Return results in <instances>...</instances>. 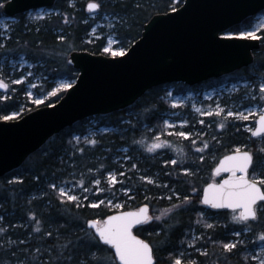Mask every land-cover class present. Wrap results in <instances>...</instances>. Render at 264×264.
Listing matches in <instances>:
<instances>
[{
	"label": "trees",
	"instance_id": "16d2710c",
	"mask_svg": "<svg viewBox=\"0 0 264 264\" xmlns=\"http://www.w3.org/2000/svg\"><path fill=\"white\" fill-rule=\"evenodd\" d=\"M182 2L183 0H103L99 15L91 17L86 0H56L51 7L55 11L43 17L33 18L28 15L29 12L20 13L15 16L16 21L8 29H0V61L6 60L0 74L10 81L23 76V70L11 72L8 60L25 56L34 64L36 73L43 71L41 85L36 87L38 92L51 90L54 81L63 76L75 81L79 71L68 62L71 51L88 50L108 54L104 48L109 33H114L129 48L141 36L144 24L154 14L177 8ZM103 13H109L115 18L113 26L100 27L99 36L91 37L90 31ZM253 18L254 16L248 17L228 31L251 28ZM259 34L264 36V29ZM61 35L66 39L60 40ZM254 53L252 64L234 72L210 78L194 86L182 82L160 84L147 90L136 102L124 109L77 121L50 137L20 167L1 177L0 217L3 219L0 220V228L6 229V232L0 233V241L7 239L9 244L0 242V264H14L13 257L23 259L35 247L42 250L53 246L59 248L64 243L61 237L71 239L82 236V229L87 228V220H104L114 212L136 209L145 203L150 205L153 217L159 216L157 213L160 209L166 215L158 220L153 219L143 228L135 227L136 234L153 245L156 264H173V259L179 256L184 261L196 259L200 264H225L226 260L228 264H256L251 259L245 260L244 256L257 247L264 222H252L251 227L246 230L243 222L232 219L234 212L215 210L200 201L203 186L214 178L212 171L215 164L221 156L236 147L250 149L256 163L264 165L262 136L254 137L245 128V122L234 119L228 120L225 128L221 129L217 126L218 119L215 116L204 117V124L196 125L200 129L199 136L183 140L166 134L163 128L165 118L180 108L172 107L166 99L170 86L174 87L175 92L184 93L188 90L200 92L223 82H248L249 85L242 86L234 93V97L245 94L251 85L258 89L260 80L264 78V38L261 48ZM27 83L28 81L11 83L7 100L2 98L5 91L0 92V117L21 108L23 115L39 105L52 104L66 91L52 95L44 103L36 105L29 100ZM91 120L95 121V130L92 132ZM101 128L106 130L101 131ZM185 128L192 132L195 126ZM158 135L169 140L170 144L149 151V146ZM194 138L198 139L195 145L192 143ZM92 139L97 141L95 145L89 143ZM204 140H207L208 148L201 153L199 148ZM173 145L183 150L179 158ZM200 155L204 156L203 160L199 159ZM172 159H177V164H171ZM181 160L193 168L194 176L179 170ZM109 171L118 174V182L114 186L108 183ZM144 176L152 177L156 182L144 180ZM15 177H23V181L14 183ZM81 179L85 181L83 188H91L92 192H83V188L79 187ZM94 179H100L101 184H92ZM53 183L57 187L76 185L77 192L87 195L88 200L81 199L80 208H76L73 201L62 202L57 189L51 187ZM191 183L200 190L199 195L191 192ZM124 187H129L132 191L125 193L122 191ZM96 188L110 191L96 192ZM188 195L192 196V202L181 204ZM97 198L105 202L99 207H91V202ZM111 199L113 201L109 205L107 200ZM114 203L123 204V208L114 207ZM178 204L181 207L173 208V205ZM32 212L36 213L35 218L30 215ZM36 221L40 222L39 231ZM207 225L213 227L209 228ZM88 230L91 233L92 230ZM236 231L241 232V237H235ZM47 232H52L53 235L49 237ZM58 232L60 235H57ZM193 234L199 238L195 239L193 246H189ZM235 238L243 239L244 244L238 245L231 254L222 253L220 242L226 243ZM12 241L18 243L13 244ZM106 248L111 249L108 246ZM202 248L208 249V256L198 251ZM112 253L111 249L99 254L110 258ZM44 259L46 257H42ZM105 264H108L107 260ZM110 264H116V260H111Z\"/></svg>",
	"mask_w": 264,
	"mask_h": 264
},
{
	"label": "water",
	"instance_id": "95a60500",
	"mask_svg": "<svg viewBox=\"0 0 264 264\" xmlns=\"http://www.w3.org/2000/svg\"><path fill=\"white\" fill-rule=\"evenodd\" d=\"M55 2L7 0L1 8V17L10 18L34 9L52 7ZM175 9L154 14L144 24L141 36L123 56L88 50L71 51L68 62L79 74L59 100L40 105L15 119H0V178L20 167L54 134L77 121L124 109L154 86L176 82L195 85L253 63L254 52L261 48V39L224 38L221 33L263 11L264 0H183ZM255 127H258V117ZM234 151L218 160L213 174L223 176L204 185L201 200L208 184L220 185L232 176L228 171L218 174L216 168L224 156ZM206 206L234 212L226 207ZM133 234L147 240L136 234L135 227Z\"/></svg>",
	"mask_w": 264,
	"mask_h": 264
},
{
	"label": "snow or ice",
	"instance_id": "6c2138e0",
	"mask_svg": "<svg viewBox=\"0 0 264 264\" xmlns=\"http://www.w3.org/2000/svg\"><path fill=\"white\" fill-rule=\"evenodd\" d=\"M71 2V0H70ZM7 3V0H0V8L4 7ZM103 0H91L87 4V8L90 12H95L96 10L102 9ZM173 11L176 9L173 8ZM67 18L65 19V23H67ZM4 28H7L8 25L4 24ZM252 27V30H233V31H222L221 35L224 38H241V39H255L260 40L264 38L262 35H258V33L264 29V21L259 22L255 26ZM97 29L93 28L92 33L95 35ZM60 40H65L66 38L61 35L59 37ZM112 37H108V47L105 48L106 52H110L111 55L123 56L127 51L126 48H119L118 50H113L111 45L113 44ZM27 63V61H24ZM23 67V65H21ZM27 75H32V73H28ZM27 79V76H21L19 79L12 81V83L20 84L23 83ZM9 82L3 78V75L0 74V89L7 90L9 88ZM35 85H33L34 87ZM71 84H61L60 88H70ZM259 92L257 93L259 104L254 103L252 100V94L249 93L246 99H248L251 107L264 106V83H260L258 85ZM57 88L54 90L59 91ZM54 94V93H51ZM27 95L31 96L32 93L28 92ZM3 99L7 100L8 96L5 94ZM35 103H41L40 99H36ZM172 103L174 105L181 103V101L173 100ZM251 107L245 109L244 111H231L227 112V117H233L235 119L247 120L252 116ZM197 111H201L197 109ZM247 113V114H246ZM205 116H211L213 114L224 116L225 110L219 104L215 106V109L212 111H203L202 113ZM17 113H12V115H5L0 117L3 120H10L15 117ZM181 124L187 125L189 123L188 120H181ZM201 124L204 123L203 120L200 121ZM225 123L222 121L219 124L221 129L225 128ZM246 127H248L246 125ZM248 130L253 132L254 135L260 136L264 133V111L258 113V127H248ZM161 135H163V131H161ZM179 137L188 138L193 135L199 136V133H193L191 131H179L176 133ZM79 140V137L76 138ZM90 144L95 145L97 141L92 139L89 141ZM195 145V141H192ZM169 140H163L155 142L149 146V151H155L157 148H161L165 145H169ZM175 147V150L179 155L182 153V148ZM208 148L207 140L202 141V146L199 148V152H204V150ZM82 152L83 149H80ZM125 159H130L129 157H125ZM200 160L204 159L203 155L199 156ZM165 163H169V161H165ZM171 164H177V159H172L170 161ZM103 167V165L101 166ZM136 167V165H133ZM179 170L189 174L191 176L195 175L192 167H189L181 160V164L178 166ZM252 169V176L249 178V169ZM221 171H228L232 173V176L229 179H225L223 184L217 185L216 183L208 184L207 188L203 190V198L200 201L205 205H210L213 208H230L233 209L234 215L232 219L237 222H243L245 224V229L247 230L251 227L252 222H264V165H258L255 161L254 154L251 150L241 151L240 148H237L231 155H226L223 158V161L220 162V165L216 168V172L219 174ZM239 172L241 175L237 176L236 173ZM117 173L109 171L107 173L108 183L110 185H115L118 182ZM119 175H124L123 173H119ZM39 179V177H37ZM144 180H151L153 183L156 181L152 179V177L144 176ZM23 177H15L13 182H22ZM85 181L81 179L79 181V187L83 188ZM94 185H100V179H94L91 181ZM52 188L57 189L59 193V199L62 202L73 201L75 202V207H81V199L87 201V195H76L71 192V189H66V187H57L55 183L51 185ZM73 187H77L73 185ZM96 192H106L110 191V189L105 188H96ZM123 192L128 193L131 192L132 189L129 187H124L122 189ZM199 191L194 183H191V192L199 195ZM83 192H92L91 188H83ZM176 195H179V192H176ZM147 198V197H146ZM107 199V197H105ZM105 200H101L97 198L96 200L91 202V207L96 208L103 204ZM192 202V196L188 195L183 198L181 204H190ZM109 205L112 204L111 200H107ZM181 204L173 205V208L181 207ZM120 208H123V204L118 205ZM30 215L35 218L36 213L32 212ZM200 215H204V213H200ZM3 217H0L2 220ZM154 217L149 214V205L147 203L143 204L141 207L137 208L135 211H120L117 214L107 216L105 220H101L99 218L87 220V228L82 229V236H74L69 239L67 237H61L64 239V243L59 245V248L53 246L52 248H46L42 250L40 247H35L30 250V254L26 253L23 259L18 257H13L14 264H105L106 260L108 264H110L111 260H116V264H156V257L153 255V245L150 244L147 240L141 239L139 236L133 234V228L139 226V228H143L148 225L150 221H153ZM158 219V217H157ZM37 223V231H39V221ZM207 227L212 228L213 225H207ZM138 228V230H139ZM91 229V233L89 230ZM6 229L0 228V233H5ZM47 236L51 237L53 235L52 232H47ZM57 235H60L59 232ZM235 237H241V232L236 231L234 233ZM259 240L264 241V230L259 232L258 236ZM203 239V236H201ZM3 244H9L7 239H3ZM103 242V243H101ZM11 243L16 244L18 241H12ZM195 243V240H193ZM213 243H216L213 241ZM221 244V252L231 254L233 249H237L238 245H243V239H233L228 242H220ZM106 246H111L114 248V253L110 258L101 256L99 253L103 251H111V249H107ZM204 256L209 255V251L206 248H202L198 250ZM260 255L251 256L245 255V260H255L257 264H264V247H260L259 249ZM42 257H46V259L42 260ZM118 258V259H117ZM173 264H200V262L196 259H191L188 261H184L181 258H174ZM225 264H228L227 260Z\"/></svg>",
	"mask_w": 264,
	"mask_h": 264
},
{
	"label": "rangeland",
	"instance_id": "374dc122",
	"mask_svg": "<svg viewBox=\"0 0 264 264\" xmlns=\"http://www.w3.org/2000/svg\"><path fill=\"white\" fill-rule=\"evenodd\" d=\"M71 1H76V0H71ZM91 2V0H86V3ZM55 10L52 8H39V9H34L29 11V16L30 17H43L45 15H48L49 13L54 12ZM90 12V11H89ZM99 10H96L95 12H91V17H97L99 15ZM16 17H10V18H2L0 17V29L1 30H6L10 27L11 23L16 21ZM114 17L109 14V13H103L102 15H100V19L99 21L93 26V28L97 29V32L95 35H93L92 33V29L90 31V35L91 37H98V32L100 27H108L109 25H111V27L113 26V21H114ZM264 21V10L262 12H260L259 14L255 15L253 18V26L257 25L259 22ZM7 24L8 27L4 28L3 25ZM247 30H252V27L247 29ZM258 35H261L258 33ZM112 37L113 39V44L111 45L113 50H118L119 48H126L128 50V46L121 43L117 37L115 36L114 33H109L106 37V47H108V37ZM104 48V49H105ZM109 55H111L110 52H108ZM5 59H2L0 61V73L3 70V65L5 63ZM24 61H27V63H24ZM21 65H23V67H21ZM8 67H10L12 70L11 72L13 73L14 71H18V70H23L24 71V75L23 76H27V79L25 81H28L26 87H27V93L31 92L32 95L29 96V100L36 104H42L44 103L48 97L58 94L60 92H62L63 90H67L68 88H60L61 84L67 83V84H73L75 81L71 78L68 77H60L58 79H56L54 81V86L51 90L49 91H45V92H38L36 90V87L38 85H41V80L43 77V71L37 72L35 71L34 68V64L29 61L25 56H21L18 59H9L8 60ZM28 73H32V75H27ZM31 78V80H28V78ZM19 79V78H18ZM6 82H9V88L3 93V96L6 94H8V91L11 88V83L12 81L17 80L16 79H12V81L5 79ZM260 83H264V78L262 80H260ZM259 83V84H260ZM33 85H35L33 87ZM249 85L248 82L246 81H234V82H223L220 85L211 87V88H207L204 89L200 92L195 91V90H188L184 93H180V92H175V89L173 86L168 87L167 92H166V99L169 101V103L172 105V107H180L178 110L172 112V114H169L166 118H165V122L163 125V128L166 132V134L168 135H173L174 137L180 138V140L183 139H187L184 137H179L176 135L177 132L179 131H188L186 130L185 127L188 126H195V129H193V133H199V128L196 127V125H201L200 121L203 120L205 121L204 117H207L205 115H203V111H212L215 109V106L217 104H219L222 108H224L225 110V114L224 116H220V115H211V116H215L218 120H217V126H219L220 122H224L226 124V122L230 119H234V121H243L245 122V128L248 130V127H253L255 128V123H256V119L258 117V113L261 111H264V106H258V107H251L248 99H246V97L248 96L249 93L252 94V100L254 103L259 104V100H258V96L257 93L259 92V89H257L254 85H251L250 88L247 89V91L245 92V94L239 95L237 97H234V93L236 91H238L242 86H247ZM59 88V91H55V89ZM1 92V91H0ZM54 93V94H51ZM36 99H40L41 103L37 104L35 103ZM173 100H177V101H181V103H178L176 105H174L172 103ZM210 102V103H209ZM40 106V105H39ZM251 107V111H252V116L247 119V120H242V119H235L233 117H227V112L229 110L235 112V111H244L245 109H248ZM184 109H187L186 111H184ZM197 109H200L201 111H197ZM17 113V115L15 117H13L12 119L18 118L20 116H22V112H23V108L19 109V110H15L13 112H11L8 115H12V113ZM247 114V113H246ZM181 120H188L189 123L187 125L181 124L180 121ZM90 123H92V125L90 126V132H92L93 130H95V127L93 125V123H95V121L91 120ZM204 124V123H203ZM246 125L248 127H246ZM101 131H105L106 128H101ZM249 131V130H248ZM251 132V131H250ZM200 134V133H199ZM204 133H201V135H203ZM160 135L156 136L153 139V143L158 142L159 141H163L166 140L163 137H159ZM190 137H195V135L190 136ZM188 137V138H190ZM203 137V136H201ZM262 139L264 140V136H262ZM195 143L198 141L197 138H194ZM166 146V145H165ZM163 146V147H165ZM240 148V146L236 147ZM252 175H250L251 177ZM221 176H215L212 180H216L218 181L220 179ZM63 187H66V189H71V192L73 194L76 195H81V192H77V187H73V186H66V185H62ZM61 187V186H60ZM83 200V199H82ZM111 201H113L111 199ZM118 205H120L119 203H114L113 206L114 207H118L120 208ZM151 211V209H150ZM164 210L160 209L157 213L158 218L161 219L162 216L165 214ZM234 215V214H233ZM166 216V215H164ZM155 220H158L157 217H154ZM199 236L197 235H192L191 239L192 242L189 244V246H193V240L198 239ZM236 239V238H235ZM260 247H264V241H259L257 247L254 250H251V252H249V254L251 256H258L260 255L259 249ZM177 258H181L182 256H179ZM183 260V259H182ZM255 261V260H253ZM256 262V261H255ZM257 264V262H256Z\"/></svg>",
	"mask_w": 264,
	"mask_h": 264
}]
</instances>
